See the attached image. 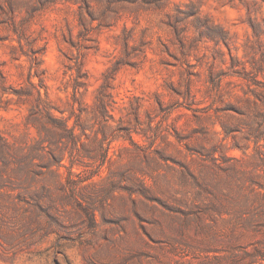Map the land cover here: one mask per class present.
I'll return each mask as SVG.
<instances>
[{"label": "rangeland", "instance_id": "obj_1", "mask_svg": "<svg viewBox=\"0 0 264 264\" xmlns=\"http://www.w3.org/2000/svg\"><path fill=\"white\" fill-rule=\"evenodd\" d=\"M0 264H264V0H0Z\"/></svg>", "mask_w": 264, "mask_h": 264}]
</instances>
